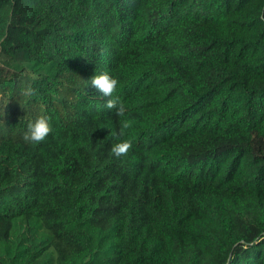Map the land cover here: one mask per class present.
Returning <instances> with one entry per match:
<instances>
[{"label":"trees","instance_id":"16d2710c","mask_svg":"<svg viewBox=\"0 0 264 264\" xmlns=\"http://www.w3.org/2000/svg\"><path fill=\"white\" fill-rule=\"evenodd\" d=\"M0 264H264V0H0Z\"/></svg>","mask_w":264,"mask_h":264},{"label":"clouds","instance_id":"9594fccd","mask_svg":"<svg viewBox=\"0 0 264 264\" xmlns=\"http://www.w3.org/2000/svg\"><path fill=\"white\" fill-rule=\"evenodd\" d=\"M90 86L95 88L103 97L107 98L104 108L107 110H114L118 117H123L126 112L125 104L121 99L119 92L120 81L119 78L111 74L109 71H104L100 74H96L90 80ZM37 89L31 84H28L26 88H21L20 94L25 98H32L37 95ZM134 125L132 119H123L120 122V128L118 133H114L118 137H127L128 130ZM55 131L51 121V117L41 115L34 121H31L27 125V130L23 134V140L25 143L32 146H38L45 142L48 137ZM133 149V140L131 138H125L120 142L114 144L111 148V155L119 159L127 156V154Z\"/></svg>","mask_w":264,"mask_h":264}]
</instances>
